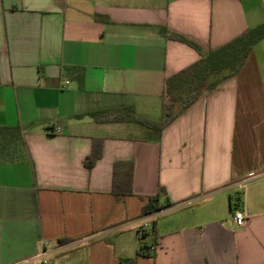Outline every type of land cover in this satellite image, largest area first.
I'll return each mask as SVG.
<instances>
[{
    "label": "crops",
    "instance_id": "obj_1",
    "mask_svg": "<svg viewBox=\"0 0 264 264\" xmlns=\"http://www.w3.org/2000/svg\"><path fill=\"white\" fill-rule=\"evenodd\" d=\"M263 23L264 0H0V127L18 131L0 136V264H264V38L158 139L87 116L158 121L200 58L168 33L205 53ZM117 162L131 196L112 195ZM159 188L171 205L141 215Z\"/></svg>",
    "mask_w": 264,
    "mask_h": 264
},
{
    "label": "trees",
    "instance_id": "obj_2",
    "mask_svg": "<svg viewBox=\"0 0 264 264\" xmlns=\"http://www.w3.org/2000/svg\"><path fill=\"white\" fill-rule=\"evenodd\" d=\"M172 40L184 43L193 48L200 56L198 61L175 73L165 80V94L168 102L161 107L160 119L156 122L139 119L134 115L132 107L123 109L93 112L87 114L94 122H136L151 131L160 132L190 105L200 94L213 89L220 81L235 76L255 43L264 38V23L254 29L246 31L225 45L207 52H202L191 40L175 33H168ZM11 133L18 135L17 130L0 127V136ZM100 157V149L95 147L86 157L85 165L91 168ZM132 163L117 162L114 165L112 195L116 198L132 195ZM169 202L163 188H159L155 195L146 198L141 215H148L169 207ZM151 246L146 242L138 246L139 256H148ZM119 264H133L130 259H120Z\"/></svg>",
    "mask_w": 264,
    "mask_h": 264
},
{
    "label": "built area",
    "instance_id": "obj_3",
    "mask_svg": "<svg viewBox=\"0 0 264 264\" xmlns=\"http://www.w3.org/2000/svg\"><path fill=\"white\" fill-rule=\"evenodd\" d=\"M58 130V129H56ZM232 222L236 228H241L245 224V215L242 211H235L232 216Z\"/></svg>",
    "mask_w": 264,
    "mask_h": 264
},
{
    "label": "rangeland",
    "instance_id": "obj_4",
    "mask_svg": "<svg viewBox=\"0 0 264 264\" xmlns=\"http://www.w3.org/2000/svg\"><path fill=\"white\" fill-rule=\"evenodd\" d=\"M148 242V240H146ZM144 240L142 238L139 239V245L143 244Z\"/></svg>",
    "mask_w": 264,
    "mask_h": 264
}]
</instances>
